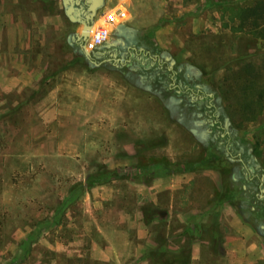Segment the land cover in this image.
<instances>
[{
    "label": "rangeland",
    "instance_id": "rangeland-1",
    "mask_svg": "<svg viewBox=\"0 0 264 264\" xmlns=\"http://www.w3.org/2000/svg\"><path fill=\"white\" fill-rule=\"evenodd\" d=\"M186 1L195 6V34L187 38L171 26L165 35L175 46L189 49L192 56L185 65H172L169 55L159 52L165 64L179 74L177 91L174 87L162 93L160 87L156 89L150 83L163 72L160 67L150 71L149 62L144 61L148 68L141 75V60L133 58L131 66L121 70L122 75L113 70L110 60L117 58L116 52L123 56L127 45L143 44L140 33L127 26L129 20L110 32L111 44L102 45L87 60L73 42L81 26L67 19L61 0H54L53 12L59 13L61 30L58 36L51 33V59L46 58V62L58 68L76 54L77 65L99 64V70L84 72V77L97 83L101 100L78 107L85 113L81 121L42 122L38 119L42 107L38 105L6 106L0 111V264H51L53 260L59 264H99L86 255L77 261L45 247L54 239L71 240L79 231L88 234L81 238L85 246L90 240L102 246L108 239L121 248L117 262L112 254L108 262L100 264H158L159 255H187L193 244L196 250L190 264H231L222 250L221 237L238 232L230 228L226 212L223 218L214 212L223 191L217 171L209 170L214 173L211 178L202 176L203 170L189 171L197 175L194 188L188 197H175L172 202L167 194H159L150 204L140 193V184L182 174L189 165L204 158L217 159L223 151L215 140L218 131L210 132L202 122L200 110L206 101L193 104L192 96L183 92L189 76L214 97L211 102L218 107L231 151L241 153L246 164L264 166V116L257 115L255 99L264 90V38L260 36L261 32L264 35V10L261 27L253 35L231 30L238 22L231 21L229 12L218 3L237 7L255 0ZM113 2L105 1L92 27L105 12L124 6L127 0H120L116 6ZM161 3L172 20L175 1L158 0V6ZM114 38H126L127 42L115 49ZM65 41L71 45L65 46ZM126 81L140 85L144 91L130 88ZM153 88L161 102L148 100L151 97L145 90ZM64 95L66 100L76 98L70 91ZM136 99L142 104H134ZM71 108L75 110L76 106ZM234 169L241 175L237 164ZM99 170L114 172V176L103 187L88 191L100 200L92 205L88 195L85 201L73 185ZM235 185L242 186L240 181ZM260 195L264 196L263 180ZM238 203L240 208L232 206L242 224L251 226L264 243L259 229L264 219L254 217L242 201ZM187 205L192 208L189 212ZM65 210H70L74 218H67ZM205 210L207 220L218 225L208 228L202 224ZM96 223L104 236L96 231ZM150 253L156 255L151 257Z\"/></svg>",
    "mask_w": 264,
    "mask_h": 264
},
{
    "label": "crops",
    "instance_id": "crops-1",
    "mask_svg": "<svg viewBox=\"0 0 264 264\" xmlns=\"http://www.w3.org/2000/svg\"><path fill=\"white\" fill-rule=\"evenodd\" d=\"M113 1V6L120 2V0ZM174 1L176 15L172 20L165 15L162 3L158 6V0H127L124 3L122 7L127 10L130 16L126 24L135 32L140 33L138 36L143 44L141 46L127 45L123 56H119V52H116L117 58L114 57L112 61L110 60L113 70L122 75L121 70L124 67H130L133 58L141 60L139 62L140 67L145 66L144 61L149 62L148 67H160L164 60L158 52L167 53L173 61L172 65L189 63L192 56L190 50L175 46L166 38L165 34L172 26L175 32L182 33L187 38L194 35L196 10L194 4H190L189 1ZM119 6L121 5L105 12L101 18L113 12ZM53 9H56L54 0H0V111L6 106L38 105L42 107L39 110L38 117L42 122L81 121L85 113L82 108L78 107L85 104L95 105L101 100L98 99L100 90L97 88V83L94 85L93 80L91 82L88 79L85 80L84 72L97 71L101 66L99 64L91 67L77 65L76 54L72 55L69 63L58 68H53L50 62H46V58L51 59V33L54 32L58 36L61 30L59 13L57 11L53 12ZM67 41H65V46L68 47L71 42L67 43ZM73 42L78 47L79 52H82L77 37ZM126 42V38H114V48L117 49V46L125 45ZM107 43L111 44L109 39ZM85 58L91 60V55H85ZM172 65L169 70L175 69ZM157 82L154 83L157 84ZM127 84L136 91H144L140 85L129 82ZM67 91L75 94V100H66L64 94ZM145 91L151 97L148 100L161 102L162 99L155 93L148 89ZM9 96L14 97V100L9 101ZM134 104L141 105V99H136ZM72 105L76 106L75 110L71 108ZM108 115L112 116L114 114L108 113ZM128 156L130 155L128 154ZM195 173L187 171L182 174L175 173L154 178L149 183L140 184V193L146 196L145 200H148L147 202L150 204H154V198L158 197L159 194H167L171 202L175 197H188L196 183L195 178L197 175ZM201 174L205 178H211L214 173L203 170ZM262 180L264 181V179ZM79 183L85 186L86 177L75 184ZM96 187H103V185L88 188L85 190L86 193H83V199L86 201L85 195L87 194L92 205L100 202V200L88 194V191ZM191 210L190 205H187L186 211ZM205 212L202 224L208 228L212 225H218L219 222L217 221L207 220L209 214L208 211L205 210ZM214 212L220 214L222 218L227 214L231 222V227H229L236 228L235 231L238 232L225 234L221 237L222 250L225 257L230 259V263L264 264V243L261 235L259 233L255 234L251 226L242 224L243 222L231 204H219ZM224 212H226L225 215ZM64 214L69 219L74 218L70 210H65ZM96 231L103 236L105 234L97 223ZM86 235L88 234L83 231L75 232L71 240L54 239L52 242H48L45 247L53 253L60 252L63 257H74L77 261L82 260L86 255L99 264L108 262V257L114 254L113 259H111L114 260V263L117 262L115 258L118 256L120 247L108 239L107 243L102 246L94 240H90V243L85 246L82 244L81 238ZM207 243L202 242V244ZM194 245L190 247L191 259L193 251L196 250ZM118 263H120V260ZM51 264H59V262L53 260ZM69 264H72L71 261Z\"/></svg>",
    "mask_w": 264,
    "mask_h": 264
},
{
    "label": "trees",
    "instance_id": "trees-1",
    "mask_svg": "<svg viewBox=\"0 0 264 264\" xmlns=\"http://www.w3.org/2000/svg\"><path fill=\"white\" fill-rule=\"evenodd\" d=\"M219 6H222L230 14V20L234 22L237 21V25L230 27L231 30L235 32H246L255 35L258 28L261 27L260 21L263 19L262 10H264V0H255V3L247 6H230L224 1L218 3ZM227 28V25H223ZM263 31V30H262ZM260 36L264 38L263 32L260 33ZM157 53V51H156ZM159 53V52H158ZM82 57V56H80ZM140 67V66H139ZM146 65L140 67V74L145 73ZM160 68L163 70L161 73L158 72V77L150 81L151 84H155L156 89L159 87V91L164 93L168 92L169 89L174 88L177 91L179 74L176 69L169 70V67L164 63L160 65ZM154 67L150 68L152 71ZM200 71V70H199ZM202 73V72H201ZM157 82L154 83V82ZM174 83V87L172 85ZM154 87V88H155ZM153 88L152 92H157ZM204 86L198 82L193 76H189L183 87V92L186 91L188 95H191L193 104H198L200 101H206L205 105L201 108V118L202 122L206 123L209 127L210 132H213L214 129L218 131V134L215 137L217 147L222 145L223 151H219L217 159L204 158L198 163H194L188 166V171L196 170H214L217 171L222 178V194L217 199V205L221 204L224 201H229L231 205L240 208L239 201H242L243 204L247 206V210L256 218L264 219V197L261 198L260 188H261V177L264 175V166L257 164L251 166L244 162V157L239 152L231 151V145L228 143V138L224 135L222 122L218 114V107L212 103V97L209 93L204 90ZM162 92V93H163ZM257 115L264 116V90L259 91L256 94ZM195 101V103H194ZM254 155V154H253ZM238 165L241 169V175H236L234 166ZM114 176V172L111 171H102L99 170L95 173H91L86 177L85 186L81 183L75 184L73 187L78 188L82 193L86 189L92 188L98 185L106 184ZM240 181L242 186H236L235 183ZM73 188V189H74ZM239 200V201H238ZM259 229L264 235V225L260 226ZM190 253L191 248L188 249L187 255L185 254H168V255H159L158 264H190ZM150 253V256L154 257L156 254ZM162 258L166 260H162Z\"/></svg>",
    "mask_w": 264,
    "mask_h": 264
},
{
    "label": "water",
    "instance_id": "water-1",
    "mask_svg": "<svg viewBox=\"0 0 264 264\" xmlns=\"http://www.w3.org/2000/svg\"><path fill=\"white\" fill-rule=\"evenodd\" d=\"M83 2L86 8L80 5ZM64 15L72 23L81 26L77 40L82 52L85 55L90 53L85 49V42L89 38V33L94 24L98 12L104 8L105 0H61ZM76 16L79 17L76 19ZM264 197L261 195V198Z\"/></svg>",
    "mask_w": 264,
    "mask_h": 264
},
{
    "label": "bare ground",
    "instance_id": "bare-ground-1",
    "mask_svg": "<svg viewBox=\"0 0 264 264\" xmlns=\"http://www.w3.org/2000/svg\"><path fill=\"white\" fill-rule=\"evenodd\" d=\"M129 17L127 10L119 6L116 10L96 22L95 26L91 28L89 37H91L99 27H104L108 32H111L120 23L127 22Z\"/></svg>",
    "mask_w": 264,
    "mask_h": 264
},
{
    "label": "built area",
    "instance_id": "built-area-1",
    "mask_svg": "<svg viewBox=\"0 0 264 264\" xmlns=\"http://www.w3.org/2000/svg\"><path fill=\"white\" fill-rule=\"evenodd\" d=\"M109 36L110 32H108L106 29L102 27L97 28L93 35L85 42V49L88 52L95 51L97 48L108 42Z\"/></svg>",
    "mask_w": 264,
    "mask_h": 264
},
{
    "label": "flooded vegetation",
    "instance_id": "flooded-vegetation-1",
    "mask_svg": "<svg viewBox=\"0 0 264 264\" xmlns=\"http://www.w3.org/2000/svg\"><path fill=\"white\" fill-rule=\"evenodd\" d=\"M80 5L83 6V8H86V6L84 5L83 2H80ZM77 18H79V17L76 16V19H77ZM172 85H173V87H174V83H172Z\"/></svg>",
    "mask_w": 264,
    "mask_h": 264
}]
</instances>
